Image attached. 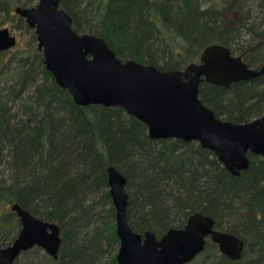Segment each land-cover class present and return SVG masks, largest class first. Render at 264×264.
<instances>
[{
	"label": "trees",
	"instance_id": "1",
	"mask_svg": "<svg viewBox=\"0 0 264 264\" xmlns=\"http://www.w3.org/2000/svg\"><path fill=\"white\" fill-rule=\"evenodd\" d=\"M38 1L0 0V29L9 24L26 37L0 56L17 58L11 72L0 71L6 80L0 89V162L10 171L9 180L0 178V248L19 233L7 228L15 218L21 225L18 216L5 210L18 203L60 226L62 244L51 264H117L118 248L103 261L120 246L107 173L114 165L127 178V214L136 232L152 230L161 238L198 212L243 238L245 249L240 260H231L208 239L187 264H264V158L249 153V168L234 176L198 142L152 139L122 106L77 105L47 70L34 29L15 12ZM60 6L77 32L104 38L123 61L181 70L199 62L207 46L221 44L251 68L264 64V0L257 9L250 0H61ZM244 34L250 38L244 41ZM200 98L222 120L249 122L264 115V76L229 87L203 81ZM99 202L110 204L111 230L104 235L97 227L84 239L82 229ZM38 249L22 253L16 264Z\"/></svg>",
	"mask_w": 264,
	"mask_h": 264
},
{
	"label": "water",
	"instance_id": "2",
	"mask_svg": "<svg viewBox=\"0 0 264 264\" xmlns=\"http://www.w3.org/2000/svg\"><path fill=\"white\" fill-rule=\"evenodd\" d=\"M60 2L39 0L32 7L17 6L15 12L34 29L47 70L77 105L122 106L147 126L152 139L197 141L215 152L234 176L249 168V153L264 158V115L233 123L217 117L200 98L203 81L220 87L251 81L264 76V64L251 68L241 55L221 44L207 46L199 62L181 70L123 61L104 38L77 32ZM16 45L10 28L0 29V55ZM107 173L120 241L117 264H187L205 250L208 239L231 260L243 257L244 239L217 229L212 217L198 212L182 228H171L161 238L152 230L136 232L128 220L127 178L114 165ZM11 211L21 228L10 245L0 248V264H16L22 253L35 247L57 259L60 226L32 215L18 203L11 205Z\"/></svg>",
	"mask_w": 264,
	"mask_h": 264
},
{
	"label": "rangeland",
	"instance_id": "3",
	"mask_svg": "<svg viewBox=\"0 0 264 264\" xmlns=\"http://www.w3.org/2000/svg\"><path fill=\"white\" fill-rule=\"evenodd\" d=\"M259 1L260 0H250L251 6L254 9H257L256 7L258 6ZM254 14L256 15L257 12H254ZM2 19H3V17L0 16V21H3ZM230 21L232 23H236V21H237L236 15L230 14ZM10 27H11V25L8 24V28H10ZM11 31L17 37V45L21 44V42L25 43V41H26L25 36L23 37L19 32L15 31V30L11 29ZM25 35L27 37L30 36L29 33H28V35L25 33ZM243 37H244L243 38L244 41L250 38V36L248 34H244ZM15 47L10 49V50H14ZM10 54L9 53L5 54L2 57V60H0V71L3 69L4 73L11 72L12 68L15 67V65H17L16 60H15L17 58H13L15 56L10 57ZM11 59H13V60H11ZM4 64H5V66H4ZM4 77H5V74H0V89L6 85V82H5L6 80L5 81L3 80ZM195 142H197V141H195ZM1 177H4L6 180H9L10 171L8 170L6 165L1 164V162H0V178ZM5 210L11 211L10 206L7 207ZM93 210H94V215L91 216L93 220L91 222L87 223L85 225V228H83L82 232H81L82 233L81 235L83 236L84 239H85V237H88V238L91 237L92 234L95 232L97 227L100 228L101 232L104 235H107L108 232H110L112 224L114 222V220L112 219V213L110 211V204L109 203H100L99 202V204H96V207ZM1 213H2V211L0 210V214ZM7 228L10 229L15 234V231L20 230L21 225H18V221L15 218L13 223L11 225H8ZM0 237L2 238L3 236L1 235ZM116 248L119 249V245H115V248L112 247L111 249H109L110 252L106 253V258H104L103 261L106 262L107 259L109 260L111 257H113V255L115 256L114 252H115ZM51 260H52V257L48 253H46L43 249L39 248L36 253L34 251L33 253L28 254L18 264H51ZM196 264H198V262Z\"/></svg>",
	"mask_w": 264,
	"mask_h": 264
},
{
	"label": "bare ground",
	"instance_id": "4",
	"mask_svg": "<svg viewBox=\"0 0 264 264\" xmlns=\"http://www.w3.org/2000/svg\"><path fill=\"white\" fill-rule=\"evenodd\" d=\"M72 17V16H71Z\"/></svg>",
	"mask_w": 264,
	"mask_h": 264
}]
</instances>
